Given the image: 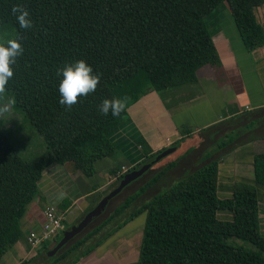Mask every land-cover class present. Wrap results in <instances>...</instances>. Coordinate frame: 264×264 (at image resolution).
<instances>
[{
    "label": "trees",
    "instance_id": "16d2710c",
    "mask_svg": "<svg viewBox=\"0 0 264 264\" xmlns=\"http://www.w3.org/2000/svg\"><path fill=\"white\" fill-rule=\"evenodd\" d=\"M221 3L227 4L245 49L251 52L264 46V0H0V44L7 46L9 39H16L23 48V55L11 65L14 75L0 93V103L10 99L45 147L33 158L23 159L0 118V259L22 239L21 220L47 169L69 165L92 177L95 163L115 154L108 137L131 105L149 91L196 84L200 68L220 65L204 18ZM15 5L29 11L30 29L20 28L12 14ZM259 9L261 21L255 14ZM79 60L101 74V81L94 93L79 97L68 109L59 103L63 76L58 70ZM116 98L127 99L125 111L119 117L102 115L98 110L102 101ZM260 111L264 109L245 111L205 129L211 136L202 144L201 164L163 192L142 198L176 163L161 169L105 215L121 191L101 216L54 256L47 252L92 206L20 264H78L141 214L145 221L133 264H264L256 189L264 188V150L253 156L254 185L235 184L228 199L217 195V166L223 156L241 145L264 142V135H256L254 128ZM141 148L144 160L118 176L111 190L126 173L153 162L164 151L150 154L144 143ZM70 204L64 201L60 210ZM220 211L229 212L232 219H218Z\"/></svg>",
    "mask_w": 264,
    "mask_h": 264
},
{
    "label": "crops",
    "instance_id": "0c3cea01",
    "mask_svg": "<svg viewBox=\"0 0 264 264\" xmlns=\"http://www.w3.org/2000/svg\"><path fill=\"white\" fill-rule=\"evenodd\" d=\"M212 25L215 28L211 36L220 58V68L210 65L200 68L195 85H189L188 88L187 85L182 86L181 90L186 88L184 91L174 92L177 96L180 93L177 100H168V91H164L165 95L149 91L131 105L127 109L126 120L108 137L116 147L115 154L97 161L92 177L83 176L69 165H54L47 169L38 183L37 196L27 206L21 220L22 239L4 254L0 264H20L41 250L40 247L36 252L32 251L27 236L31 231H40L45 221L46 207L52 206L63 214L65 227L75 223L90 206L94 207L111 191V185L118 176L125 173L123 170L127 171L144 160L141 143L150 149V154H155L179 142L174 147L176 150L165 157L169 162L162 161L165 160L163 158L148 171L158 165H161L160 170L164 169L177 158L176 166L157 183L161 184L166 178L173 177L174 173H179L175 178L178 179L180 175L183 176L201 164L204 151L200 147L211 136V132H204L207 137L199 139H196L199 137L196 134L239 113L264 109V46L248 52L232 18L213 19ZM241 93L244 95L241 96ZM183 127L191 132L184 134ZM193 147L195 151H190ZM263 150V140H257L241 145L223 156L217 166V195L220 199L231 198L235 184L254 185L253 156ZM115 169L116 174L112 175ZM143 185L138 184L137 190ZM256 189L259 229L264 235V188L256 186ZM64 201H70L71 204L67 210L61 211L60 205ZM217 217L225 221L232 219L229 212L223 211L218 212ZM139 246L132 253L129 249L133 245L127 251L119 252L110 243L104 250L97 248V252L78 264H125L118 261L119 256L121 259L131 256V262L134 263L139 254Z\"/></svg>",
    "mask_w": 264,
    "mask_h": 264
},
{
    "label": "rangeland",
    "instance_id": "374dc122",
    "mask_svg": "<svg viewBox=\"0 0 264 264\" xmlns=\"http://www.w3.org/2000/svg\"><path fill=\"white\" fill-rule=\"evenodd\" d=\"M229 13L230 12H229L227 4L221 3L217 7V9L214 11L213 14L208 15L207 17L204 18V22L207 26V29L211 33V35H212V33H214V28H215L212 25V20L213 19L214 20H216V19H219V20L220 19H230L231 16ZM255 14H256L257 20L261 21V18H262L261 16L263 15L262 10H260V9L256 10ZM215 66H219V68H220V65H215ZM193 85H195V84H193ZM188 87H190V86L187 85L186 88H188ZM181 88L182 87L176 88L174 90H169L168 92L170 94H167L169 96V98H167V99L168 100H171V99L177 100L180 93L177 96L174 92L178 93L179 91L182 92V91H184V89H186V88H183L181 90ZM162 93H163V95H165L164 92H162ZM3 109H7V111L0 112V118L3 121V127L5 129H9L11 131L10 132L9 130H7L13 136L17 150H18L20 156L25 160H29V159L33 158L34 156L42 153L44 151L45 147H44V143H43L41 137L34 130V128L29 125V123L24 119V117L13 109L12 102L10 99H7V100L3 101L2 103H0V110H3ZM255 116L256 117L254 119H256V121H255V127L254 128L257 129L260 127V129L258 131H256L255 134L256 135H262V134H264V113L262 111H260V114L255 115ZM241 121L242 120H240L238 123H240ZM187 130L191 131L190 129L183 127V132H186ZM195 136H199V137H196V139L207 137L206 134L204 133V131L196 134ZM205 141H207V139H205ZM202 146L200 147V149H202ZM204 147H205V144H204ZM197 148L199 149V147H197ZM114 149L116 150V147H114ZM190 151H195L194 147L191 148ZM167 160L168 159L165 158V160H162V161H167ZM176 160H177V158L175 159V161L173 163H177ZM167 162H169V160ZM160 168H161V165L156 166L154 168V170H152L150 172H146L140 178L135 180L136 182L134 181L130 185H128L126 188H124V190H122L121 194L118 197L114 198L110 202V204L108 206V212L105 215H108L109 212H111L118 204H120L126 196L131 195L133 192H135L137 190V188L139 187L138 184L149 183L151 178L160 170ZM177 174L179 176V173H174L173 177L166 178L165 181L161 184L156 183L152 189L149 188L150 190L148 189V192L146 194H144V196L142 197L143 200H148L154 194L163 192L164 189H166L167 186H169L174 181ZM180 177H181V175H180ZM177 178H179V177H177ZM103 217H101V219ZM218 219H220V218L218 217ZM144 221H145V214L139 215L137 218H135L133 221L128 223L122 229L118 230L114 235H112L108 240H106L98 248H101V250H104L107 247V245H110V243H112L115 250L118 249L120 252L121 250L127 251L133 245V248L129 249V252L132 253L133 250H136V248H138V246L140 244ZM66 227H69V224H67ZM134 241H135V243H134ZM229 243L237 245V246H243V247L248 248V249L251 248L250 245H248L244 242L238 241V240H229ZM97 250L98 249H96L94 251V253L97 252ZM120 257L121 256H119L120 260L118 259L119 262H123L125 264L126 263L133 264V262H131V259L133 257L129 256L127 258L124 257L123 259H121ZM137 258H138V256H137ZM137 258H136V261H137Z\"/></svg>",
    "mask_w": 264,
    "mask_h": 264
},
{
    "label": "clouds",
    "instance_id": "9594fccd",
    "mask_svg": "<svg viewBox=\"0 0 264 264\" xmlns=\"http://www.w3.org/2000/svg\"><path fill=\"white\" fill-rule=\"evenodd\" d=\"M12 14L17 16L21 29L27 30L33 26L28 18L29 11L23 5L13 6ZM6 43L7 46L0 44V93L5 91L6 85L14 75L11 65L16 62L18 56L23 55L22 45L16 39H9ZM58 75L63 76L59 85L61 97L59 103L67 106L68 109L79 102V97L86 98L89 94L94 93L101 81V74H94L93 68L85 60L64 66L62 70H58ZM126 104V98L104 99L98 110L104 116L111 113L112 116L119 117L125 111ZM3 111H7V109L0 110V112Z\"/></svg>",
    "mask_w": 264,
    "mask_h": 264
},
{
    "label": "water",
    "instance_id": "95a60500",
    "mask_svg": "<svg viewBox=\"0 0 264 264\" xmlns=\"http://www.w3.org/2000/svg\"><path fill=\"white\" fill-rule=\"evenodd\" d=\"M176 149L170 147L158 154L153 162L142 165L139 169L126 173L122 180L119 182L116 188L106 194L100 201L89 211L83 218L75 225H72L69 229L62 233L61 239L55 244V246L47 252L48 256H54L63 246H65L73 237L79 235L84 229H86L92 221L101 216L110 200L117 196L124 188L130 185L132 182L140 178L145 174L152 166V164L160 161L166 156L172 154Z\"/></svg>",
    "mask_w": 264,
    "mask_h": 264
},
{
    "label": "built area",
    "instance_id": "2783aa9c",
    "mask_svg": "<svg viewBox=\"0 0 264 264\" xmlns=\"http://www.w3.org/2000/svg\"><path fill=\"white\" fill-rule=\"evenodd\" d=\"M126 170H123V173ZM45 221L39 232L31 231L27 236V243L31 250L36 252L44 242H50L53 238L65 230L64 216L52 206L44 210Z\"/></svg>",
    "mask_w": 264,
    "mask_h": 264
}]
</instances>
